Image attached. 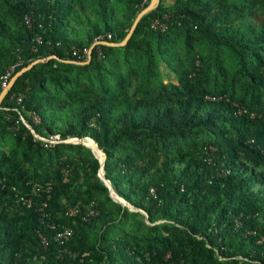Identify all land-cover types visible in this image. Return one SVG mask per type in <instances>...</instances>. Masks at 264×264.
<instances>
[{
    "label": "trees",
    "instance_id": "1",
    "mask_svg": "<svg viewBox=\"0 0 264 264\" xmlns=\"http://www.w3.org/2000/svg\"><path fill=\"white\" fill-rule=\"evenodd\" d=\"M150 2L0 0V94L39 61L0 110V264H264V0H160L127 45L75 63L97 37L123 42ZM86 137L148 217L112 199L95 152L63 142Z\"/></svg>",
    "mask_w": 264,
    "mask_h": 264
},
{
    "label": "built area",
    "instance_id": "2",
    "mask_svg": "<svg viewBox=\"0 0 264 264\" xmlns=\"http://www.w3.org/2000/svg\"><path fill=\"white\" fill-rule=\"evenodd\" d=\"M168 19H169V16H165L164 20H154L151 23V26H150L151 29L155 30V31L165 32L168 29V23H167ZM26 24L29 27L31 26V18L30 17H26ZM111 39H112V35L108 34L107 36L97 37L94 40V43L92 46H94V49L97 48L100 57L103 56L101 46L105 45V43L108 42L107 40H111ZM42 40L43 39L41 38V36H37L34 39V43H42ZM90 49L89 48H84V49L83 48H73L72 55L77 59L75 62L78 64L87 63L89 61V58H90ZM37 51H38V48L34 47L33 52L36 53ZM22 65H23V61H20L17 64V67L22 66ZM17 67L16 66L13 67L5 76H3V78H2L3 90L5 88L9 87V85H10V83L14 77V73H15V70ZM22 98H23V96L18 97V102H22ZM42 141H45V142L49 143L50 145H54V144H58V143L62 142L60 140V136H55L52 139L43 138ZM4 187H5V184L2 181H0V190H3ZM24 202L28 206H31V204H32L30 200H24ZM45 206H46V204H45ZM80 213H81L80 208L75 207V208H71L69 210L68 215L76 216V215H79ZM98 215H99V211L96 208V204L92 203L91 206L88 208L87 213L83 219L85 222H89L93 217H97ZM73 236H74V231L71 228H65L62 232H59L56 235L55 240L60 245V250L58 253L59 259H64L68 255H73L70 252V250L68 249V244L70 243ZM41 238L43 240L44 247L48 248L49 247V241L43 236H41Z\"/></svg>",
    "mask_w": 264,
    "mask_h": 264
},
{
    "label": "water",
    "instance_id": "3",
    "mask_svg": "<svg viewBox=\"0 0 264 264\" xmlns=\"http://www.w3.org/2000/svg\"><path fill=\"white\" fill-rule=\"evenodd\" d=\"M160 3V0H151L149 6L147 8H145L144 10H142L138 16L136 17L132 27H131V30L130 32L128 33L127 37L124 39L123 42L121 43H111V42H106L105 45L106 46H112V47H122V46H125L128 44L129 40L132 38V36L134 35L137 27H138V24L139 22L141 21V19L148 13L152 12L154 9H156L158 7ZM93 51H94V46L91 47L90 49V58H89V61L87 63H84V64H80V65H86V64H89L92 60V54H93ZM39 61H36L34 63H32L31 65H29L28 67L22 69L19 73H17L10 85L8 88H5L2 93L0 94V110L2 109V104H3V101L6 97V95L8 94V92L10 91V89L12 88V86L15 84V82L17 81V79L22 76L25 72L29 71L35 64H37ZM76 63V62H75ZM78 64V63H77ZM26 126L32 131V133L40 140H43V138H41L40 136H38L35 132V130L33 129V127L31 125H29L26 121H24ZM88 139H91V138H73V139H69L67 141H63L65 143H73V144H81L83 146H86L87 148L91 149L93 152H95V154H97L99 160H100V163H101V169H100V172H99V176L100 178L106 183V185L108 186L109 190H110V195L112 197V199L117 202V203H120L122 204L124 207H128L130 210L132 211H139L143 214H146L144 211L140 210V209H137L131 205H129L123 198H120L119 196H117V194L114 192V189H113V186H112V183L106 179L105 177V162H106V159H107V155L104 153L103 150H101V148L99 147V145L95 142V146H96V150L89 146L85 141L88 140ZM93 140V139H91ZM99 153L102 154V157L99 156ZM135 209V210H134ZM147 215V214H146ZM148 217V215H147ZM148 223L149 220H147Z\"/></svg>",
    "mask_w": 264,
    "mask_h": 264
},
{
    "label": "bare ground",
    "instance_id": "4",
    "mask_svg": "<svg viewBox=\"0 0 264 264\" xmlns=\"http://www.w3.org/2000/svg\"><path fill=\"white\" fill-rule=\"evenodd\" d=\"M89 146L93 147L96 150L95 142L93 140H86L85 141ZM99 156L102 157V154L99 153ZM125 200V199H124Z\"/></svg>",
    "mask_w": 264,
    "mask_h": 264
},
{
    "label": "rangeland",
    "instance_id": "5",
    "mask_svg": "<svg viewBox=\"0 0 264 264\" xmlns=\"http://www.w3.org/2000/svg\"><path fill=\"white\" fill-rule=\"evenodd\" d=\"M163 70H164V71H167L166 68H165V66H163ZM35 121L38 122L39 119H38V118H35ZM134 210H135V209H134Z\"/></svg>",
    "mask_w": 264,
    "mask_h": 264
}]
</instances>
